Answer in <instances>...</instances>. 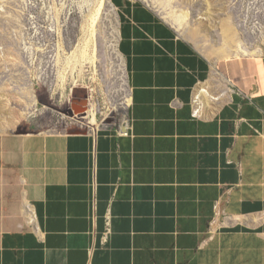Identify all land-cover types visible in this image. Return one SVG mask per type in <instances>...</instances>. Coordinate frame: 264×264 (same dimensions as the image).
<instances>
[{"label": "crops", "instance_id": "0c3cea01", "mask_svg": "<svg viewBox=\"0 0 264 264\" xmlns=\"http://www.w3.org/2000/svg\"><path fill=\"white\" fill-rule=\"evenodd\" d=\"M112 2L127 131L0 134V264H264V56Z\"/></svg>", "mask_w": 264, "mask_h": 264}, {"label": "rangeland", "instance_id": "374dc122", "mask_svg": "<svg viewBox=\"0 0 264 264\" xmlns=\"http://www.w3.org/2000/svg\"><path fill=\"white\" fill-rule=\"evenodd\" d=\"M139 1L211 63L243 54L240 49L264 56V0ZM99 2L0 0V134H73L123 126L130 88L112 0L82 58ZM184 12H190L186 28ZM217 53H223L220 59Z\"/></svg>", "mask_w": 264, "mask_h": 264}, {"label": "bare ground", "instance_id": "6f19581e", "mask_svg": "<svg viewBox=\"0 0 264 264\" xmlns=\"http://www.w3.org/2000/svg\"><path fill=\"white\" fill-rule=\"evenodd\" d=\"M106 4H107V0H100L99 7L96 10V14L93 13L94 15H92V17L90 18V24H89V27H88V29L86 31V35H85L86 36V40H85L86 44H85L84 51L82 52V56H83L82 58H85L87 56L88 47L92 43V41L94 42V33H96L95 29H96V26L98 25L97 21L103 15L104 9L106 8ZM183 15H184L183 24L185 25V28L189 27L190 12H184ZM228 29H229V31H231L230 26H229ZM240 50H241V52L243 54H247L248 55V52L245 51L244 49H240ZM222 54L223 53H217V56H218L217 59H220V56ZM239 55H242V54H239ZM127 102L129 103V100ZM95 111H97V110L95 109ZM95 120H93L94 121L93 124L96 123ZM97 130H98L97 128L93 129L94 132L97 131Z\"/></svg>", "mask_w": 264, "mask_h": 264}, {"label": "water", "instance_id": "95a60500", "mask_svg": "<svg viewBox=\"0 0 264 264\" xmlns=\"http://www.w3.org/2000/svg\"><path fill=\"white\" fill-rule=\"evenodd\" d=\"M122 131L123 132H126L127 131V128L126 127L122 128Z\"/></svg>", "mask_w": 264, "mask_h": 264}, {"label": "built area", "instance_id": "2783aa9c", "mask_svg": "<svg viewBox=\"0 0 264 264\" xmlns=\"http://www.w3.org/2000/svg\"><path fill=\"white\" fill-rule=\"evenodd\" d=\"M124 125H125V123L123 124V126H120V127H119V129H121V130H122V128H124V127H125Z\"/></svg>", "mask_w": 264, "mask_h": 264}]
</instances>
